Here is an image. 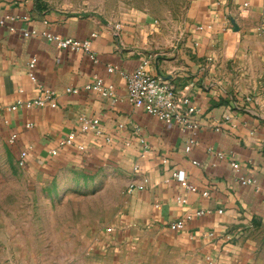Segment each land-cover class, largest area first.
I'll list each match as a JSON object with an SVG mask.
<instances>
[{
    "label": "crops",
    "instance_id": "1",
    "mask_svg": "<svg viewBox=\"0 0 264 264\" xmlns=\"http://www.w3.org/2000/svg\"><path fill=\"white\" fill-rule=\"evenodd\" d=\"M5 15L15 20L0 27V138L17 161L28 152L27 181L114 172L128 193L116 230L106 234L118 249L154 246L196 264H264V0H189L182 21L171 26L139 11L70 15L37 0H0ZM45 34L90 46L61 49ZM144 60L151 75L192 85L198 130L190 152L191 131L128 101L123 74ZM97 79L113 95L88 90ZM44 90L55 93L56 108L11 111ZM94 118L97 128L82 132V120ZM71 134L76 139L66 144ZM12 136L17 140L9 144ZM197 212L203 215L186 220L184 229L171 228Z\"/></svg>",
    "mask_w": 264,
    "mask_h": 264
},
{
    "label": "rangeland",
    "instance_id": "2",
    "mask_svg": "<svg viewBox=\"0 0 264 264\" xmlns=\"http://www.w3.org/2000/svg\"><path fill=\"white\" fill-rule=\"evenodd\" d=\"M37 1L70 15L139 11L171 26L182 21L189 0ZM28 176L0 138V264H196L154 246L113 245L106 234L116 230L128 195L121 175L68 171L37 184Z\"/></svg>",
    "mask_w": 264,
    "mask_h": 264
},
{
    "label": "built area",
    "instance_id": "3",
    "mask_svg": "<svg viewBox=\"0 0 264 264\" xmlns=\"http://www.w3.org/2000/svg\"><path fill=\"white\" fill-rule=\"evenodd\" d=\"M15 17L11 15H5L0 17V27L6 25L9 21H14ZM35 33V32H33ZM26 35H28L26 33ZM45 37L52 42H55L61 49H71L73 51H79L81 49L88 50L89 42L79 43L77 41L61 38L51 34H45ZM36 60H32L29 64V75L35 81V69ZM150 65L149 60H144L133 72L123 74V80L125 81L127 90V99L136 108L143 109L147 114L152 115L167 124H175L183 130H188L193 133V137L188 141L186 145V151L190 152L192 148L197 144V130L198 125L192 121V116L198 112L197 108L193 105L191 99V87L192 85H186L183 87L176 86L168 81L163 80L160 77L151 75L147 69ZM114 69L110 68L109 72L112 73ZM88 90H96L100 92L104 97L113 95V87H106L102 79H97L93 84L87 86ZM68 92L77 93L76 90H67ZM24 105L26 108L32 107H46L56 108L55 93L51 90H44L43 96L29 102H17L16 106L11 108V111H15L18 107ZM99 124L98 119L82 120L81 130L82 132H88L95 130ZM32 124H28L27 128H32ZM76 139V134H71L65 142L66 144H72ZM17 140L16 136H12L9 139V144H14ZM81 150L84 148L79 147ZM53 155L57 152L53 151ZM28 152L22 151L20 153L18 164L20 167L25 168ZM166 162V161H164ZM231 167L235 171H239L240 165L236 162L231 163ZM172 176L177 179L181 185L190 190L195 191V187L191 185L185 176L180 172H174ZM240 183L244 186L250 185L253 182L247 178H240ZM132 191V187L129 188ZM222 213V211H220ZM203 215L202 212L189 215L184 219H180L171 224L173 230L179 231L184 229L185 221L190 220L195 216ZM110 232V231H109Z\"/></svg>",
    "mask_w": 264,
    "mask_h": 264
},
{
    "label": "water",
    "instance_id": "4",
    "mask_svg": "<svg viewBox=\"0 0 264 264\" xmlns=\"http://www.w3.org/2000/svg\"><path fill=\"white\" fill-rule=\"evenodd\" d=\"M233 25L235 27V31H238V27H237V25H236V23L234 21H233Z\"/></svg>",
    "mask_w": 264,
    "mask_h": 264
}]
</instances>
